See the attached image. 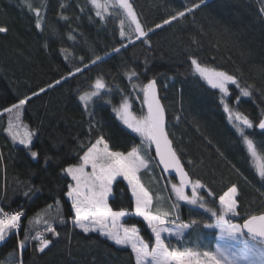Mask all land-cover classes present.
<instances>
[{"label":"trees","instance_id":"1","mask_svg":"<svg viewBox=\"0 0 264 264\" xmlns=\"http://www.w3.org/2000/svg\"><path fill=\"white\" fill-rule=\"evenodd\" d=\"M130 1L141 22L150 25L200 2ZM29 3L41 8L43 31L35 27V17L26 7ZM261 7L262 0H205L179 21L150 33L151 47L135 41L114 53V48L128 43L119 35L120 18L96 17L89 0H0V26L9 29L0 33V113L18 98L66 76L69 69H83L25 106L22 119L38 133L31 148L39 152L38 159L31 158L27 148L11 140L6 132L9 116L0 114V207L8 212H24L18 235L0 243V264H19L17 241L43 232L45 219L60 236L48 234L53 244L43 254L36 252V242L30 239L23 250V264H135L130 249L116 246L98 233L83 234L72 227L74 210L66 197V184L71 181L60 173L83 155L82 142L94 141L99 134L109 139L113 150L128 151L140 145V138L123 125L113 108L125 95L136 94L133 83H146L153 77L161 97H166L162 102L185 169L193 180L200 179L214 194L208 196L206 190H201L206 204L216 208L219 195L236 183L242 190V199L235 220L242 224L247 216L264 212V180L256 174L246 145L223 110L221 93L195 78L189 61L195 55L210 67L235 74L240 87L249 86L251 96L241 97L236 103L239 90L230 85L231 95L226 102L255 125L264 115V14L258 11ZM69 35L75 39H69ZM61 48L68 49L69 60L63 58ZM96 56L103 59L92 64ZM132 70L139 74V81L127 79L126 74ZM97 77H102L111 91H102L89 105L96 122L89 133V117L77 94L91 90ZM138 103H133L134 111ZM246 132L258 146L264 142V134L257 128ZM151 155L154 157L153 151ZM189 160L194 163L189 164ZM150 169L143 173L145 185L153 194L166 195L169 180H176L162 172L155 159ZM25 192H29L28 197ZM57 200L65 224L59 223ZM109 203L114 210L134 209L126 181L118 179L113 185ZM181 207L187 208L190 220L198 223L187 230L182 241L170 239V244L213 248L216 231L203 226L212 221L209 214L198 206ZM38 216L40 223L35 222ZM125 223L137 226L145 241L154 245V237L142 218L129 217Z\"/></svg>","mask_w":264,"mask_h":264},{"label":"snow or ice","instance_id":"2","mask_svg":"<svg viewBox=\"0 0 264 264\" xmlns=\"http://www.w3.org/2000/svg\"><path fill=\"white\" fill-rule=\"evenodd\" d=\"M203 3L205 0H200L199 3L193 2L190 8L175 12L163 19L161 23L150 25L146 21L141 22L130 0H91L95 16L102 20L112 14L109 9L118 10L116 14L121 17L118 21L119 35L122 40H126L128 43H122L120 47L114 48L112 50L114 53H119L121 48L126 49L128 44H133L135 41H140L151 47V42L148 39L150 33H154L157 29H163L174 21H179ZM26 7L35 17V27L43 31L44 17L41 14V8L34 7L30 3ZM258 11L264 14V7ZM8 31L6 26H0V33ZM69 39L74 40L75 37L69 35ZM45 47L47 48L48 45L45 44ZM60 53L65 60L70 59L71 54L68 49L61 48ZM102 59L101 56H96L91 63L96 64ZM189 61L193 76L210 86L211 89L221 93L220 103L223 110L246 145L256 174L261 180H264V142L258 146L246 132V130H252L255 127L261 134H264V115L254 125L247 115L239 111L234 112L226 102L231 95L230 85L239 90V95L235 98L236 103L241 97L251 96L249 86L240 87L235 74L210 67L195 55L190 56ZM82 71L83 69L79 66L75 67L74 71L69 69L66 76H62L54 83H49L47 88L41 87L38 90H33L29 95L18 98L15 103L2 109L0 114L9 116L6 132L11 140L27 148L34 160L38 159L39 152L32 151L31 148L33 139L38 133L22 119L25 106L34 98L61 85L62 82H67ZM126 75L129 82L140 79L135 70ZM90 87L91 90L81 91L77 94L78 101L89 117V133L93 131L96 123L94 114L89 110V105L93 103L94 98L100 97L102 91H111L107 89L102 77H97ZM166 87L167 85H165ZM132 91L136 94L125 95L120 104L113 108V111L123 125L140 138V145H134L128 151L113 150L109 139H106L103 134H99L94 141L82 142L83 155L78 157L77 163L69 164L61 169V176L71 181L66 184V197L70 200L74 210V215L70 218L72 227L79 229L83 234L98 233L114 245L130 249L135 264H264V212L247 216L242 224L230 221V217L239 216L242 199V190L236 183L228 185L226 191L219 195V213L212 208L206 209L215 218V223H207L203 226L218 229L219 237L224 241L223 244L217 243L211 249H206L203 245L193 248L177 247L170 244V238L182 241L185 231L196 226L198 222L196 219H191L187 223L176 225V221L180 219L178 214L174 215L173 211L162 210L159 207L154 208L153 193L141 178L143 171L151 170V161L155 159L156 165L162 166L163 172H174L178 175L179 183L171 184V191L175 193L177 201L204 209L206 201L200 194L201 190H206L208 196L214 194L200 179L193 180L189 172L185 170L178 145L174 144L175 137L169 128L166 106L162 102L166 97H161L156 77L148 79L146 83H133ZM134 102H139L135 111L133 110ZM176 119L178 120L179 117ZM151 151H154V157L151 155ZM188 163L194 162L189 160ZM118 178L126 181L130 188L131 196L134 199V209L131 212L125 208L114 210L109 203L113 185L118 181ZM189 189L190 195L188 194ZM24 196L28 197L29 192H25ZM55 203L59 223H67L59 212L60 201L57 200ZM177 207L176 203L171 205L172 209H177ZM48 208L51 209L52 205H48ZM23 216V210L8 212L0 207V243L5 242L13 234L18 235ZM129 217L142 218L154 237V245L150 246L145 241L137 226H127L122 222ZM170 217L174 218L169 219ZM35 222H41L39 216ZM43 223L46 225L43 232H36L31 237L25 235L24 239L17 241V251L20 253L19 264H23V250L30 239L36 242V252L43 254L53 244V240L49 238L48 234L59 238L60 233L55 226L49 224L46 219L43 220Z\"/></svg>","mask_w":264,"mask_h":264},{"label":"rangeland","instance_id":"3","mask_svg":"<svg viewBox=\"0 0 264 264\" xmlns=\"http://www.w3.org/2000/svg\"><path fill=\"white\" fill-rule=\"evenodd\" d=\"M89 1L91 2V0H89ZM130 2H131V1H130ZM109 12L112 13V14H111V15H107L106 17L114 16V15L119 16V15L116 14V13L118 12V10L115 9V8H111V9H109ZM119 18H121V17L119 16ZM126 25H127V22H126ZM126 30H127V28H126ZM101 93H102V92H101ZM116 107H117V106H116ZM234 112H235V111H234ZM114 113H115V112H114ZM115 115H116V113H115ZM116 116H117V115H116ZM118 119H119V118H118ZM143 173H144V171L141 173V178H142V181H143V183H144V180H143ZM144 178H146L145 175H144ZM118 179H120V178H118ZM126 183H127V182H126ZM173 183H177V182H174V181H172V180H169L167 186L165 187V189H166V195L161 196L160 194H153V196H154V208L159 207V208H161L162 210L173 211L174 215H175V214H178L179 217H180V219L176 221V225H179L180 223H187V222H189V221H190V218H191V213H189V210H188L187 208L181 207L182 204H186L185 202L177 201V200H176L175 193L171 191V184H173ZM144 184H145V183H144ZM189 190H190V189H189ZM189 190H188V194L190 195L191 193H190ZM110 197H111V196H110ZM167 199H168V203H169V204H168V203L166 204ZM173 203H176V204L178 205L177 209H172V208H171V205H172ZM164 204L166 205V207L163 206ZM187 205H188V204H187ZM188 206H190V208H192L193 205H188ZM207 208H212V209L216 210V211L219 213V211H220L219 204L217 205L216 208L210 207L209 205L206 204V205H205V208L202 209V210H204L205 212H207V213L209 214V216L212 218V221H211V222H208V223H215V218L211 216V213H210V212L206 211ZM129 211L131 212L132 210H129ZM236 217H237V216L230 217V221L233 222V223H239V222H237V221L235 220ZM125 219H127V218H125ZM125 219L122 221L123 223H125ZM169 219H173V217H170ZM125 224H126V223H125ZM176 225H169V226L175 227ZM207 229H209L210 231H216V238H215V241H214V243H213V248L215 247V245H216L217 243H221V244L224 243V241L221 240L220 237H219V230H218V229H210V228H207ZM186 232H187V230L185 231V233H186ZM170 239L172 240V239H175V238H170Z\"/></svg>","mask_w":264,"mask_h":264},{"label":"water","instance_id":"4","mask_svg":"<svg viewBox=\"0 0 264 264\" xmlns=\"http://www.w3.org/2000/svg\"><path fill=\"white\" fill-rule=\"evenodd\" d=\"M154 152V151H153ZM155 156V153H154ZM160 168V170L162 171V166H158ZM186 170V169H185ZM187 171V170H186ZM163 172V171H162ZM166 173L168 176L173 177L177 183H179V177L177 174H175L174 172H164ZM243 223V222H242Z\"/></svg>","mask_w":264,"mask_h":264}]
</instances>
